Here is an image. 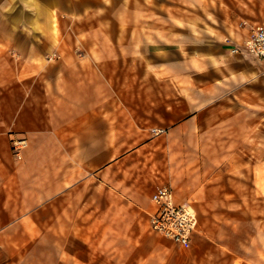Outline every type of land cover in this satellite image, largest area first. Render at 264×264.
Listing matches in <instances>:
<instances>
[{"label": "crops", "instance_id": "crops-1", "mask_svg": "<svg viewBox=\"0 0 264 264\" xmlns=\"http://www.w3.org/2000/svg\"><path fill=\"white\" fill-rule=\"evenodd\" d=\"M125 3L30 0L29 19L12 28V37L3 31L11 28L0 6V232L10 222L37 221L38 207L52 231L54 206L83 205L86 183H100L119 159L158 155L163 142L196 141L193 130L222 97L243 92L246 83L260 86L264 62L243 48L249 26L216 42L209 35L213 42L197 48L195 28L182 34L174 23L130 21L138 12ZM19 17H12L14 25ZM13 139L26 140L22 160ZM176 153L172 169L149 174L152 182L127 188L126 198L143 206L148 229L159 235L150 226L151 196L169 186L175 203L197 215L190 243L203 256L213 264H252L238 262L239 252L220 241L224 221L253 213L244 207V191L214 184L212 161L182 168ZM92 201H100L99 185ZM231 232L245 236L244 229Z\"/></svg>", "mask_w": 264, "mask_h": 264}, {"label": "rangeland", "instance_id": "rangeland-1", "mask_svg": "<svg viewBox=\"0 0 264 264\" xmlns=\"http://www.w3.org/2000/svg\"><path fill=\"white\" fill-rule=\"evenodd\" d=\"M123 1L138 12L129 15L130 21L164 26L174 23L182 34L195 28L197 48L210 43L209 35L216 42V37L224 39L238 27L250 29L264 23V0ZM29 2L0 0L2 17L11 28L3 30L7 36L12 37V28L17 30L19 23H27ZM104 2L109 4V0ZM19 12L14 25L12 17ZM33 21L40 26L42 20L37 16ZM227 96L218 101L222 105L214 106L198 122L193 130L196 141L163 142L154 149L161 151L158 155L154 152L151 157L138 156L129 162L119 159L116 170L102 177L100 183L98 179L86 183L83 205L54 206L52 231L50 223L45 222L43 207L37 209V221L7 223L0 232V264H213L191 243L180 246L150 232L143 206L133 205L126 198L127 188L145 189L152 182L149 174L161 176L165 165L172 169L173 150L182 168L186 165L189 169L190 162L199 167L206 160L212 161L214 184L223 181L230 190L238 187L244 191V207L252 208L253 213L224 221L226 232L220 241L232 246L235 256L239 252L238 262L264 264V109L259 108L264 107V77L260 86L246 83L243 92ZM227 102L228 107L223 108ZM248 160L257 161L258 166ZM93 185H99V203L92 201ZM237 229H244L245 236L231 232ZM257 230L261 236H246Z\"/></svg>", "mask_w": 264, "mask_h": 264}, {"label": "built area", "instance_id": "built-area-1", "mask_svg": "<svg viewBox=\"0 0 264 264\" xmlns=\"http://www.w3.org/2000/svg\"><path fill=\"white\" fill-rule=\"evenodd\" d=\"M246 53L264 62V27L252 26L243 43ZM12 151L16 159L21 158V151L26 147L25 139H13ZM155 211L150 216L153 232L180 245L187 246L198 226V218L194 209L188 204L177 205L169 186L158 188L151 196Z\"/></svg>", "mask_w": 264, "mask_h": 264}]
</instances>
